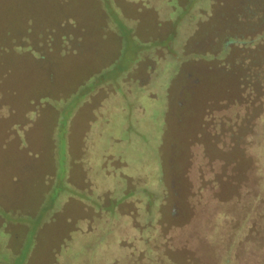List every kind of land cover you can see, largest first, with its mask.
I'll use <instances>...</instances> for the list:
<instances>
[{
  "label": "rangeland",
  "instance_id": "rangeland-1",
  "mask_svg": "<svg viewBox=\"0 0 264 264\" xmlns=\"http://www.w3.org/2000/svg\"><path fill=\"white\" fill-rule=\"evenodd\" d=\"M257 113L264 0H0V264H264Z\"/></svg>",
  "mask_w": 264,
  "mask_h": 264
},
{
  "label": "trees",
  "instance_id": "trees-1",
  "mask_svg": "<svg viewBox=\"0 0 264 264\" xmlns=\"http://www.w3.org/2000/svg\"><path fill=\"white\" fill-rule=\"evenodd\" d=\"M4 46V45H3ZM254 119L256 120H261L262 118H261V115L260 114H256L255 116H254ZM263 121H264V118L262 119ZM263 130H264V128H263ZM237 134H236V137H237V141L238 142H240V137H238V136H241L240 134H239V132H236ZM253 136H256L257 134H258V132L257 131H255V133L253 132ZM238 135V136H237ZM263 152H264V146H263ZM261 159H263V161H264V156L261 158ZM263 165H264V163H263ZM141 177V176H140ZM142 178V177H141ZM261 179H262V182H261ZM144 181V180H143ZM259 183H262V185H263V189H261L260 187L261 186H259L258 188H257V185L259 184ZM160 188V187H159ZM162 188V187H161ZM160 190V189H159ZM240 190V189H239ZM249 191V194H248V196H249V199H250V201H248V206H250V209H251V213L249 214V218L250 219H252V226L254 225L255 227H256V224H257V219H258V213H259V211L261 210V206H264V173H259V172H257L255 175H253L252 177H251V181H250V183H249V189H248ZM242 193L243 192H241V191H239V193H238V191H237V194L238 195H242ZM235 195V200H237L238 201V198H237V196L238 195ZM249 209V210H250ZM264 221V218H263V220L261 221V222H263ZM244 224H245V222H244ZM263 225L261 226L263 229H264V222L262 223ZM242 229V226H241V228L239 229V227H238V229H237V231H236V235H239L240 234V230ZM256 230H257V232H259L261 235H260V239L258 240L257 238L253 241V243H252V256H253V258L255 259V258H257V259H259V258H262L263 259V261H264V230L263 231H259L257 228H254L253 229V231L254 232H256ZM230 246H228L227 248H226V255H224V258H222L221 257V259H222V261H221V263L222 264H232V263H234V261L232 260V257L231 256H234V250L229 254V248ZM104 261V260H103ZM262 261V262H263ZM253 262V264H256L254 261H252ZM251 262V263H252ZM235 264V263H234Z\"/></svg>",
  "mask_w": 264,
  "mask_h": 264
},
{
  "label": "flooded vegetation",
  "instance_id": "flooded-vegetation-1",
  "mask_svg": "<svg viewBox=\"0 0 264 264\" xmlns=\"http://www.w3.org/2000/svg\"><path fill=\"white\" fill-rule=\"evenodd\" d=\"M209 113V112H208ZM206 121V118H204V122ZM206 123V122H205ZM213 124V123H212ZM216 124L218 125V121H216L213 126L216 127ZM202 129H204V124L201 125ZM206 127V126H205Z\"/></svg>",
  "mask_w": 264,
  "mask_h": 264
}]
</instances>
